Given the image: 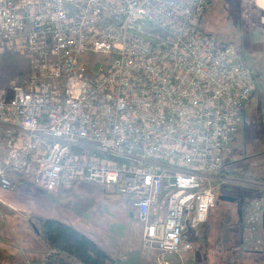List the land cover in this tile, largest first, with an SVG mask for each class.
<instances>
[{
  "label": "built area",
  "instance_id": "built-area-1",
  "mask_svg": "<svg viewBox=\"0 0 264 264\" xmlns=\"http://www.w3.org/2000/svg\"><path fill=\"white\" fill-rule=\"evenodd\" d=\"M209 1L0 0V42L29 64L0 96V191L14 177L112 188L144 251L192 250L255 90L236 46L202 30ZM262 194L241 216L243 247L264 243Z\"/></svg>",
  "mask_w": 264,
  "mask_h": 264
},
{
  "label": "rangeland",
  "instance_id": "rangeland-1",
  "mask_svg": "<svg viewBox=\"0 0 264 264\" xmlns=\"http://www.w3.org/2000/svg\"><path fill=\"white\" fill-rule=\"evenodd\" d=\"M238 2L244 10L234 11L236 16L223 1L217 0L214 7L219 10L211 14V22L205 27L216 40L236 46L241 61L251 69L255 90L244 105L241 125L224 158V171L214 174L211 186L216 203L199 235L193 236L192 250L181 254L144 251L142 224L135 215L128 214L131 209L127 199L112 188L75 180L67 187L46 191L31 181L20 183L18 178L10 190L0 191V264H25L20 249L41 245L31 226L33 214L68 223L97 243L117 246L131 264H194L196 257L206 258V264H217L226 256L234 264H264V243L252 245L254 241H250L238 249V254L235 251L242 232L238 211L244 215L250 201L264 190V15L259 16L249 1ZM201 28L207 32L202 22ZM89 58L98 66L105 56ZM28 68L27 52L21 43L0 42V96L9 95L13 85L27 75ZM2 145L0 139V156ZM221 195L236 202L222 201L218 198ZM227 212L230 232L221 248L217 247L216 237L223 234L221 225H225L221 219ZM44 255L26 264H43L50 252ZM74 261L71 264H81Z\"/></svg>",
  "mask_w": 264,
  "mask_h": 264
},
{
  "label": "trees",
  "instance_id": "trees-1",
  "mask_svg": "<svg viewBox=\"0 0 264 264\" xmlns=\"http://www.w3.org/2000/svg\"><path fill=\"white\" fill-rule=\"evenodd\" d=\"M223 171L224 170L222 168L219 172L221 173ZM19 181L20 183H26L24 180ZM262 195L263 194L260 193L256 196V198ZM128 214L130 215V213ZM222 215H224V217H222L223 220L221 219V221H223L225 225H221L223 234L221 236L217 235L216 237L217 247L221 248H223L228 241L230 232L228 223L231 221L229 212ZM31 226L50 252V255L43 260V264H54L56 261H59L61 264H71L72 260H76L81 264H123V261L118 256L110 255L105 248L102 247V245L92 240L82 231L76 229L68 223L55 218L37 216L33 214L31 216ZM241 234L238 241L239 248L237 247L235 250L236 254L239 253L238 249L240 250L241 248ZM202 241H205L203 235ZM227 258L228 256L217 264L235 263V261L230 263ZM205 260L206 258L204 257H196L194 264H206Z\"/></svg>",
  "mask_w": 264,
  "mask_h": 264
},
{
  "label": "crops",
  "instance_id": "crops-1",
  "mask_svg": "<svg viewBox=\"0 0 264 264\" xmlns=\"http://www.w3.org/2000/svg\"><path fill=\"white\" fill-rule=\"evenodd\" d=\"M217 0H210L204 13H203V16L201 17V21H200V25H201V22H202V27L208 32V33H211V31L209 29H207V27H205V23L207 22H211V14H213L214 11H218L219 10V7H214L215 5V2ZM220 1H223L224 4L227 5V8L229 10H232L233 12L238 10H244V8L241 6L240 7V3L238 2L239 0H220ZM251 3V7L256 10V12H260L259 16H263L264 14H262L261 11H264V0H247ZM236 2H237V5H236ZM234 15H236V13L234 12ZM237 16V15H236ZM258 16V18H259ZM262 18V17H261ZM260 22H263L262 20ZM209 28V27H208ZM16 180L18 181V178L14 177V181L16 182ZM26 181V180H24ZM96 186H99V185H96ZM132 212L130 213V216H132ZM142 231V230H141ZM35 233V232H34ZM36 234V233H35ZM36 238L39 239L38 235L36 234ZM42 241V240H41ZM100 245H102L103 248H105V250L112 256H118L122 261H123V264H131L129 261H127L125 258H124V254H122V251L124 252V250H120L117 248V246H112L110 244H107V243H99ZM26 249V248H25ZM119 250L121 251V254L119 253ZM48 248L44 245L43 241L41 243V245H39L38 247H32V248H29V249H26L25 251L20 249V255L23 256V261L26 263H28L30 261V259H34L36 257H39V256H45L44 254H46L48 252ZM119 253V254H117ZM43 259V258H42ZM74 262H77L79 263L78 261H74Z\"/></svg>",
  "mask_w": 264,
  "mask_h": 264
},
{
  "label": "water",
  "instance_id": "water-1",
  "mask_svg": "<svg viewBox=\"0 0 264 264\" xmlns=\"http://www.w3.org/2000/svg\"><path fill=\"white\" fill-rule=\"evenodd\" d=\"M218 198L220 200H222V201L235 202L234 198L228 197V196H225V195L218 196ZM238 215H239V219H240V222H241V212L240 211H238Z\"/></svg>",
  "mask_w": 264,
  "mask_h": 264
}]
</instances>
